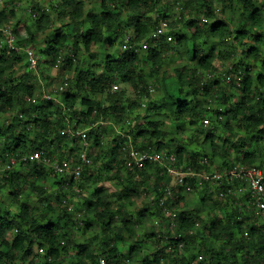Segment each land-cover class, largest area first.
Wrapping results in <instances>:
<instances>
[{"label":"trees","instance_id":"1","mask_svg":"<svg viewBox=\"0 0 264 264\" xmlns=\"http://www.w3.org/2000/svg\"><path fill=\"white\" fill-rule=\"evenodd\" d=\"M177 5L195 14L188 18L181 16L189 34L178 29L177 20L171 18L172 8ZM52 8L59 16L68 14L70 19L54 29V36L46 39L44 51L53 63L58 60L60 51H68L62 63L66 61L65 68L72 71L74 77L72 81L66 79L70 82L66 91L58 90L63 105L42 98L36 84L17 76L19 67L27 62L24 51L9 49L7 42L0 45V110L7 113L20 109V113L0 128V158L8 164L11 157L18 160L11 171L7 168L9 175L2 177L4 183L12 184V202L18 205V210L16 213L8 210L6 214L0 211V264H25L31 256L29 264H66L73 255L79 257L78 264H85L86 258L97 264L102 257L119 263L128 260L127 264H161L164 255L173 260L171 264H192L191 258L198 254L190 248L204 242L205 237L209 240L210 254L199 264H264V220L259 218L255 207L244 205L234 192H228L229 188L235 191L240 185L245 187L238 180L211 185L197 178L186 179L192 190L204 189L200 200L202 206L211 211L210 217H205L198 208L183 209L185 183L181 190L174 191L175 197L168 200V206L177 213L178 230H185L184 253H179V241L174 243L162 238L163 246L142 260L132 262L141 254L144 239L131 244L126 254L117 244L126 240L125 233L131 237L136 235L133 227L136 217L140 223L155 214L164 219L160 199L172 178L158 163L151 161L140 170H130L126 166L125 152L123 155L121 151L123 144L152 152H175L179 165L197 170L209 171L214 157L219 154L227 157L221 164L224 167L244 163L264 170V0H100L99 8H87L85 0H60ZM228 11L234 17L227 21L223 14ZM15 14V7L0 10V41L5 39L2 29L11 26ZM31 15L33 26L27 25L26 36L21 33L19 21L11 28L19 47L29 44L36 48L38 33L43 34L53 27L52 13L40 9L38 3L34 4ZM162 20L169 21L168 34H162L157 43L152 42L148 49H142V42L150 41L151 33L161 26ZM129 29L132 33H128ZM169 34L174 37L171 41L167 39ZM222 41L237 55L232 59L238 60L224 71L215 65L217 59L226 57L219 48ZM119 45L125 50L118 49ZM180 52L192 65L183 63L173 72L164 70L163 66L176 59ZM233 73H237V78ZM116 83L124 87L113 91ZM128 88L136 93L134 98L129 96ZM143 96L149 98L145 115L137 109ZM31 97H37V101L33 102ZM153 113L165 117L153 118ZM205 118L210 119L209 126L204 125ZM167 120L178 132L186 125L195 127L191 140L174 137L173 130L165 129ZM108 125L116 129V135L103 146L102 137ZM235 126L245 129L246 134L232 141ZM68 127L87 129L89 146L100 147L95 158L102 161L99 172L115 174L118 182L126 185L119 199L140 190H144L148 198L154 197L138 213H129L130 219H123L114 238H106L98 255L100 258L89 253L84 244L77 243L72 227L78 220L72 218L68 206H63L69 201V190L75 184L89 189L79 180L87 169L91 171L90 164L75 180L40 162L21 160L35 150L59 156L56 153L59 146L53 144L65 139L69 153L59 158L71 160L78 155V161H71L73 164L81 161V152L88 145L80 142L81 137H70L65 132ZM218 131H221L220 136ZM224 132L229 135L221 145L219 141ZM78 142L81 147L74 146ZM206 144L210 145L212 154L206 152ZM225 146L230 148L224 151ZM206 157L208 163H202ZM260 158L261 162L256 164ZM90 159L93 164L94 160ZM19 168H27V175L19 174ZM19 177L36 192L38 206L22 198L19 181H16ZM50 179H54L51 185L56 190L57 203L63 206L57 215H54L57 209L50 205L48 188L41 185ZM90 190L91 196L83 198L85 211L94 213L109 232L114 217L125 214L121 209H114L103 189L90 187ZM221 190L226 193L223 198L219 197ZM12 231L16 234L10 241L8 236ZM217 240L224 244L220 250L216 248ZM170 245L176 247L173 252H167ZM41 256L43 261H40Z\"/></svg>","mask_w":264,"mask_h":264},{"label":"rangeland","instance_id":"2","mask_svg":"<svg viewBox=\"0 0 264 264\" xmlns=\"http://www.w3.org/2000/svg\"><path fill=\"white\" fill-rule=\"evenodd\" d=\"M59 1L60 0H0V10L3 9L4 7L10 10L14 7L16 8V14L11 19L12 27L10 26V28H13L16 25V23L19 21L21 24L20 25L21 33L24 36L27 35V29H26L27 25L33 26L32 20H31V16H32L31 14H32V9H33L34 4L38 3L40 9L46 10L47 12L52 13L53 27L48 29L43 34L38 33V44L36 46V53L39 57L38 67L36 69H30L28 67L27 62H24L19 67L17 76L23 78L26 81L36 84L39 89L38 93L48 94L54 97L60 96V93L58 92L60 85L64 84L67 81L66 79L69 78L70 80L71 79L73 80V77H74V73L68 70L67 68H65L64 64L66 61L62 63L64 57L68 55V51L66 50H64L63 52L60 51L58 53L59 54L58 59L61 58V61L57 60L55 61V63H53L54 61L52 60V58L47 56L44 52L45 49L47 48L46 39L54 36V33H55L54 29L58 28L63 23L70 22L68 14L63 13L62 16H59L60 14L53 10L52 5L55 6L57 3H59ZM85 1H86L87 8H99L100 6V0H85ZM180 7L181 5L173 6L172 8L173 16L171 18L177 20L175 25L178 29H182L183 31L189 34L190 30L189 28L185 27L184 25L185 19L183 18L184 20L183 21L181 19V16L188 18V17H194L195 14L189 13L186 8L184 10L182 8L180 9ZM220 15L222 16V14ZM223 16L225 17L227 21L229 17H232V18L234 17V16H231L229 11L223 14ZM128 33H132V30L129 29ZM119 48L121 49L120 45L118 46V49ZM219 48L224 52L226 57H224L223 59L222 58L217 59L215 61L216 67H218V69H220L221 71H224L227 68L230 69L233 66L234 62L238 61L237 59H232L234 56L236 57L237 55L233 54L230 45L225 43L224 41L220 43ZM122 49L125 50V47H123ZM238 54H239V51H238ZM183 63L189 64L190 61L186 58V55L183 52H180L178 56L176 57V59L169 60L163 67H164V70H166L167 72H173L175 67ZM189 65H192V64L190 63ZM233 77L237 78V73H233ZM67 82L69 85L70 82L69 81ZM68 85L65 87L64 91H66ZM120 86L121 88L124 87L122 84ZM154 91L152 92L153 96L157 95L156 90ZM128 93L131 98H134L136 96V93L131 88H128ZM140 100L139 101L141 103L137 105V109L139 110V112L145 115L146 109L149 105V98L146 96H143ZM53 105L55 106V104ZM18 113H20V109H17V108L7 113L4 111L2 112L0 110V128L7 125L11 121V117ZM152 117L153 118H163L165 116L159 115L157 113H153ZM131 120L133 121V119ZM105 128H106V131L104 132V136L102 137L103 146H106V144L110 141V139L114 138V136L116 135L115 128H112L109 125ZM80 129H83V127ZM165 129L173 130L174 137H178L179 139L185 140L187 142L191 140V135L195 133L194 132L195 127L190 128L187 125L184 126L182 130L178 132L177 128H175L174 125L169 120L166 121ZM234 130L235 131L233 132V136L231 137L232 141H235L236 138L242 137L246 134L245 129H239L237 126L234 127ZM217 134L218 136H220L221 131H218ZM227 135H229L228 132L223 133L222 140L219 141L221 145L223 144L224 137ZM67 142L68 140L66 141L65 139H61L59 141H55V143L53 144V146L55 147L59 146V149L58 150L56 149L57 150L56 153L58 152V155L60 157H63L69 153L68 152L69 147L67 145L65 146ZM80 142L82 144L87 143L82 140ZM80 142H78V144L74 146L81 147ZM209 144H206L204 148H206L205 149L206 152L211 153L212 150ZM87 145L88 146H86L82 150V152L86 151L87 155L88 153H90L92 159L94 160V163L93 164L92 162L90 163L89 166L91 167H89V169H91V171L89 170L88 172V169H87L86 173L82 175L79 182L88 185L89 189L84 188L82 189L81 192H77L75 188L72 187L69 190V194H68L69 201L65 204L63 203V206H68L67 207L68 211L73 213L72 218H75L76 220H78L77 224L72 227L74 238L77 241V243L84 244L86 247H88L89 253H91L92 255L98 256L101 252V249L104 247V242L106 238L109 236H110L109 238H114L117 232V226H121L123 224V219H130L131 215L129 213H134V214L138 213L137 211L143 206L144 207L147 206V202L150 200L153 201L154 197L152 196L151 198H148L145 195L144 190H140V192H135V193L131 192L132 195L130 197L119 199V194L121 193L125 184L123 185L120 184L118 182L119 179L117 178V175L115 174H111V173H108L107 171H102V170L99 172V168L101 167L102 161H98L95 158H96V154L100 151V147L96 145H93V147H91V145L89 146V144ZM70 146H72V143L70 144ZM204 148L199 147V150H204ZM229 148L230 146H225L224 151H226ZM129 149H130V146H127V145L124 146L123 144V147L121 148L122 154L124 155V152H125V155H126ZM78 158H79L78 155H76V156H73L71 160L76 162L78 161L77 160ZM225 159H227L226 156H223L220 154L216 155L214 157V163L210 165L209 172L213 173L219 169H222L224 166H222L221 164L223 163ZM71 160H70V163H73ZM260 162H261V158L255 163L259 164ZM7 166H8V163H5L0 158V211H1V214H6L8 210L13 213H16L18 210V205L12 202V197H13L12 184L10 183L6 184L2 180L3 176L9 175L8 174L9 172H7V168H8ZM18 170H19V174H22L23 176H26L28 173L27 168H19ZM9 171H11V169ZM120 173L121 172H119L118 174ZM125 174H127V172H125ZM69 176H67L68 179H70ZM21 177H19L16 181H19V185L22 190V198L24 200L28 199L31 202V205L38 206L39 200H38L36 192H33L31 186L27 184L26 182H24V180L21 179ZM53 180L54 179H50V180H47L46 182H42L41 185H44L45 187L48 188V196H49L50 205L53 208L57 209L56 212L54 213V215H57V213H59V211L61 210L63 206L58 205L57 203L56 190L51 185ZM208 183L213 185L211 182H208ZM169 184L173 185L174 191L178 192L179 190H181L182 181H180V179L171 178L168 185ZM90 187L91 188L99 187L103 189L105 191V195L107 199H109L112 202L114 209L116 211H118V209H121L122 212L125 214L124 216L116 215L114 217V220H113L114 222L112 223V226H111L112 230L109 232H106L104 230V223L99 221V219L94 213L88 212L87 210L85 211V209H87V206L85 205L83 198L91 196L92 191L90 190ZM203 190H204L203 188L202 189L197 188L195 190H190V191L185 190L183 194H185L186 200L183 204L184 205L183 209L192 210L194 208H198L202 210L205 217H210L212 216L211 211L209 212L208 208L203 207L201 200H200L201 194L204 193ZM216 195L214 197H216ZM236 195L237 197L241 198L240 201H242L244 205L247 206L250 204L249 203L250 196H248L247 189L244 186L240 185L236 189ZM70 207H72L71 210L69 209ZM259 218L261 220L262 219L264 220V217H262V215H259ZM156 220H161L160 218L157 217L156 214L148 217V219L143 221L142 223L139 222V217H136L133 223V227L137 232L136 235L134 237H131L129 233H125L126 240L117 243L119 247L121 248L122 252L126 254L131 244L135 243V241H137L138 239L139 240L144 239L145 243H142L141 254H139L138 256H135L132 262H137L138 260H142V258L152 253L156 248L158 247L160 248L161 246H163V244H165V241H162L161 239H162L163 234L168 233V229L164 228V226L163 227L158 226L156 224ZM15 234H16L15 231H12L9 233L8 237L10 241H12V239L15 237ZM184 238L185 237L182 236L179 239L180 240L179 241L180 244L178 246L179 253H182V252L184 253L186 250L185 247L187 246V241ZM199 243L200 244L198 245L196 244L197 246L190 248L192 251H194V253L198 254V256L191 258L193 259L192 264H199L202 260L204 261L205 259H207V256L210 254V250L207 249L208 243H209L208 237H205L204 242L202 243L199 242ZM223 246H224L223 241H218V240L216 241L217 250H220L221 248H223ZM38 247L39 246L36 245V248ZM4 250H6V248H4ZM73 256L74 257L67 259L66 264H78L77 262H78L79 257L77 255H73ZM32 257L33 256L28 258L25 264H29V261L32 259ZM98 257L100 258V256ZM174 257L176 258L177 256L174 254L173 258ZM35 260L36 262H39L38 258H36ZM18 261L20 262L22 260L19 259ZM40 261H43L42 256L40 257ZM168 262L169 264H171L173 263V260L170 257H167L164 255L161 258V264H168ZM85 264H94V260L91 258H86Z\"/></svg>","mask_w":264,"mask_h":264},{"label":"built area","instance_id":"3","mask_svg":"<svg viewBox=\"0 0 264 264\" xmlns=\"http://www.w3.org/2000/svg\"><path fill=\"white\" fill-rule=\"evenodd\" d=\"M207 20V19H204ZM3 32L5 34V39L0 41V45H3L5 42L8 43L9 49L21 50L26 53L27 63L30 69H36L39 65V57L36 53V48L32 45H24L19 47L16 45V37L14 36L12 29L9 27H4ZM170 31L169 21L162 20L161 26L154 32L151 33L149 39L150 41H143L142 48L148 49L150 43H157L162 34H168ZM172 35H167L169 41L173 40ZM61 61V58L58 59ZM68 85L67 81L60 85L59 90L64 91L65 87ZM120 89L119 84H114L112 90L117 91ZM41 97L48 100H53L58 104L63 105V102L59 97H54L48 94H41ZM33 102L37 101V97L31 99ZM222 118V117H221ZM102 124L108 122L100 121ZM205 126H209L211 121L209 118L203 120ZM66 132L72 137H81L84 142H87V129L74 130L71 127L66 129ZM88 142L86 143V145ZM126 166L133 171L137 169L140 170L144 168L147 161L158 163L165 173L172 177V179H180L182 184H186L188 191L192 190V186L189 184V181H186L187 178H197L201 181L211 182L215 185H221L222 181L233 182L238 180L242 182L247 191L250 193L249 203L256 208L258 214L264 217V170L255 166V165H246L244 163H236L229 166H225L222 169H219L215 172H209L205 169L197 170L192 166L179 165L178 156L175 152H166V151H148L136 149L133 145L130 146L129 151L126 153ZM21 160L24 162L37 161L49 168H52L59 174H64L69 177H73L75 180H78L81 175L84 167L91 163V159L88 157L87 152H82L80 155V160L78 163H70V160H61L57 155H48L45 154L42 150H35L24 155ZM18 160L15 157H11L10 163L8 164V169L14 167L17 164ZM202 163H208V158L203 159ZM186 181V182H185ZM77 192H81L82 189L75 184L73 186ZM228 192H234L236 190L229 188ZM174 187L172 184L166 186L164 190V195L160 199V206L163 209L164 219L156 220V224L160 227L167 228L168 233L163 234L162 238L174 240L175 242L180 241L179 239L184 235L185 230H178V216L175 210L168 206V200L174 199ZM226 195L225 191L221 190L219 192V197L223 198ZM70 210L72 207L69 208ZM176 249L175 245L168 246L167 251H174ZM203 258V257H202ZM128 260L124 263H119L116 261H109L106 258H100L97 264H127Z\"/></svg>","mask_w":264,"mask_h":264}]
</instances>
